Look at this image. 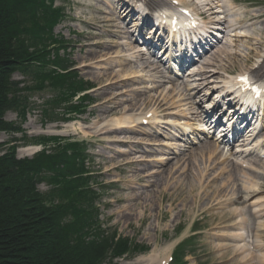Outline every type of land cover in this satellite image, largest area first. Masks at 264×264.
Segmentation results:
<instances>
[{"label":"rangeland","instance_id":"rangeland-1","mask_svg":"<svg viewBox=\"0 0 264 264\" xmlns=\"http://www.w3.org/2000/svg\"><path fill=\"white\" fill-rule=\"evenodd\" d=\"M232 1L235 2L234 7L230 6ZM221 5L225 6V11L229 16L228 20L231 24L236 25L237 31L228 30L227 34L223 33L224 53H219L216 60H212L213 71L216 70L215 72L221 75H216V79H209V82L214 80L222 82L230 77H236L241 72L239 68L250 71L263 61L260 69L253 71V77L259 80V84L264 85V17L254 23L248 22L249 19L260 14L264 15V0H223ZM114 7L111 4L110 9L109 4H105L101 0L57 1L55 8L62 10L64 16L53 28V33L59 42L56 47L60 53L61 62L72 71L73 84L81 83L85 89L87 87L91 89V96L83 104L87 110L84 108L77 115L66 116V106L56 100V95L59 96L61 93L54 92L56 88L51 81L47 80L44 88H41L35 75L27 77L15 73L12 79L19 84L18 95L22 97L21 106L17 111H8L5 121L20 129V132L0 133V155L5 156L14 149L16 160H35L43 152H49V155L56 153L55 147L58 144L56 142L53 144L55 140L52 139L61 137L66 140L87 142L90 158L85 152V167L87 170L89 168L95 172L90 186L95 193L93 192V196L83 199L85 202L81 205L83 207L93 206L96 209L97 218L94 222L98 228H94L95 232L88 241L96 242L98 245L103 243L108 245L105 264H142L141 258L148 257L153 253L160 255L163 252L161 255H165V250L168 252L166 254L171 253L172 255L178 250L179 244L191 239L192 241L183 249L179 247V250L182 249L181 252L179 251L182 264H264L263 258L257 255L258 251L256 252L257 244L264 243V158L252 156L245 159L243 165L253 170L240 172L238 176L236 175L237 181H233L230 180V174L227 171L222 172L227 165L223 163L225 158L220 160L218 166L217 162L219 161L202 160L199 150L191 152L200 148L190 146L192 148L190 152L195 154L193 168L188 166V162L184 165L183 163L176 164L175 160H169L168 162L174 165V177L169 176L166 185L160 190L155 189V193L150 199L149 194L145 195L146 197H141L142 199L137 204L135 202L115 204L120 197L122 199L131 197L134 191L138 192L139 196L148 189L142 190L135 185L131 186L135 190L124 191L123 184L126 181H135L139 169L133 167L113 169L114 166L126 164L131 159L145 158V156L138 152L130 153L125 147L116 144H108L114 137L119 135L124 137L126 133L110 134L109 131L113 127H107L114 125L115 120L119 117H136L134 114L139 111L137 117L140 118L142 111L147 113L154 108L143 106L141 109V105H138L133 113L125 115L126 113L119 111L121 112L119 115L113 116L111 115L113 106L102 104L104 100L111 97V94L125 91L124 88H127V91H145L149 86L144 82L137 85L138 87L128 84L117 91H115L116 89L96 90L100 87V82L97 81L98 76L112 71L121 74L124 73V70L129 69V67H125L126 64L122 65L121 63L123 57L120 56H124L121 52L125 51L123 39L113 37L112 34L117 30H113L112 24H100L102 20L113 19ZM160 9H167V6H162ZM142 12L150 17L155 14L147 7L142 8ZM201 13L203 15L205 13L206 16L202 18L200 27L204 28L205 25L212 28L214 20L210 18L214 15L210 17V13L204 6ZM235 35H239L241 38L237 39ZM257 40H262L261 47ZM98 41H115L116 44L110 45L106 49L88 47ZM253 49L256 53H253ZM229 52L232 56L226 58ZM95 55L106 56L103 59L105 61L98 64V61L102 60L100 59L91 64L90 60ZM248 56L252 57V61L246 64L245 59ZM51 58H56L54 52H52ZM217 66H223V70L217 69ZM217 85L221 86L217 92L220 95L225 91V87L219 83ZM210 87L212 86L210 85ZM28 88L34 90L28 91ZM81 96L74 99V102ZM130 96H127L126 99H131ZM151 96L159 97L156 92H152ZM165 104V108L168 109L166 113L173 114L174 106L172 105L169 109L170 104ZM21 114H24V117ZM166 120L173 124L177 119L168 116ZM166 128L171 131L168 137L173 138V136L179 135L178 127L167 126ZM46 139L50 141L45 142ZM52 141L53 143H51ZM261 145V148H264V131ZM29 146L39 147V150L31 156H21L20 150ZM118 151L124 155L118 156ZM155 166L152 169L156 172L151 171V174H155L157 178L163 169L159 170ZM177 171L179 172L177 173ZM186 172L187 175H183ZM200 174L204 178L211 176L217 179V185L226 184V187L223 193L215 194L212 189L199 192L201 201L196 204L194 202L195 195L190 193V189L191 184H199V181H195L192 177ZM50 175L53 173L48 172L45 177ZM48 178L50 177L43 180L39 175L38 180L41 181L36 185V191L44 196L55 189L50 182L51 179ZM176 186H182L185 194L182 198H177L175 205H172L171 195L175 191L174 187L177 188ZM238 188L242 191L243 199L241 203L231 204V200L237 201L235 194L238 192ZM124 214H130L129 218L132 220L130 223L127 218H124ZM244 218L250 222L248 232L251 239L248 246L253 255L243 262L241 255L238 256L232 252V245L235 242L224 238L230 239L233 234L242 235L240 230ZM107 240L108 244H105ZM120 244L128 245L129 252L124 254L123 258L113 253ZM217 244L221 245V250L215 248ZM168 249L170 250L168 251ZM259 253L264 255V251Z\"/></svg>","mask_w":264,"mask_h":264},{"label":"trees","instance_id":"trees-1","mask_svg":"<svg viewBox=\"0 0 264 264\" xmlns=\"http://www.w3.org/2000/svg\"><path fill=\"white\" fill-rule=\"evenodd\" d=\"M55 1L0 0V133L20 130L5 121L8 111L21 106L15 73L35 75L41 88L51 81L61 105L89 89L73 84L72 71L61 62L53 28L64 15ZM80 110L72 106L70 112ZM52 140L58 144L54 155L43 152L35 160L18 161L12 149L0 158V264H105L108 245L88 241L98 228L96 209L81 205L95 193L86 150L79 143ZM48 172L55 189L44 196L36 185ZM128 252L121 244L113 251L116 256Z\"/></svg>","mask_w":264,"mask_h":264},{"label":"bare ground","instance_id":"bare-ground-1","mask_svg":"<svg viewBox=\"0 0 264 264\" xmlns=\"http://www.w3.org/2000/svg\"><path fill=\"white\" fill-rule=\"evenodd\" d=\"M148 5L150 7H162L164 5V1L163 0H146ZM203 1H208V0H203ZM218 1V0H217ZM103 2V1H102ZM182 2H185V0H183ZM120 5H121V10L119 11V7H117V12L116 14H119V18H123L125 20H129V24L132 25L134 24V14L138 11V8L134 7L133 5H129L126 4L125 2H123V0L120 1ZM214 5V4H213ZM213 5H208V8H206L208 11V13H210V17L214 15V17L210 18L212 20H214L215 23H213L216 26H219V24L223 25L225 24V20L220 19L219 14H220V3L218 2V4H216L217 6L213 7ZM123 8V9H122ZM217 9V10H216ZM203 17L206 16L205 13L204 15H202ZM201 16V18H202ZM261 17H264V15H258L255 18H251L248 20V22H256L258 20H260ZM205 18V17H204ZM149 22V20H147ZM138 23H140L138 20L136 21ZM135 22V26L134 29L137 30L139 29V25ZM106 23H110L112 24V27L114 28L113 30L117 29V21L116 20H112V19H107V20H102L100 21V24H106ZM95 26V25H94ZM148 27V23L145 22L144 27L142 29V31H144L145 28ZM166 27V26H165ZM234 26H229V28H232ZM135 30V31H136ZM153 29H151V32L149 33V35L153 34ZM140 34H145L144 32H140ZM158 33H156L155 35H157ZM114 38H119L120 40L122 39V37L119 35V33L117 32L116 34H113ZM235 37L237 39H240L241 36L239 35H235ZM98 38V37H97ZM150 38V36L148 37V39ZM247 38V37H246ZM258 41V45L259 47H261L263 45L262 40H257ZM116 42L114 41H110V42H97L96 44L90 45L88 46L89 48H95V49H106L108 46H112L115 45ZM124 46L127 48L130 46V48L132 49H137V51H142V48L138 45H136V43L131 44V43H124ZM237 47V46H236ZM126 51V49H125ZM124 50H122V54H124L125 58H127L128 54L126 55L127 52H125ZM145 51V49H144ZM223 51L222 48H219L217 53L219 55V53H221ZM253 53H256V51L254 52V49L252 50ZM119 54V53H118ZM107 55V54H105ZM100 56V55H99ZM95 55L92 57V59L90 60V62H92L91 64H93V61H98V64L103 63V60L105 57L104 56H100ZM120 56V55H119ZM132 56V55H131ZM232 56V54L230 55ZM123 57V56H120ZM228 57V54L226 55V58ZM130 59H122L121 63L123 64H128L129 65V69L124 70V73H118L116 74L114 71L108 73V74H104L101 76H98V80L100 82V87L98 89H96L97 91H101V90H112V89H116L115 91L119 90L122 87H125L128 84L134 85L131 82H135V86L142 84L141 80L139 78H142L143 74L142 69L147 70L148 67L146 66V63H134L132 61L129 60H136L137 57L136 56H132L129 57ZM216 60V57L214 56V61ZM252 61V57L248 56L245 59V63L248 64L249 62ZM100 62V63H99ZM139 62V61H138ZM127 65L125 67H127ZM84 67V66H83ZM223 66H217V69H222ZM113 68V67H110ZM142 68V69H141ZM260 68V67H259ZM258 68L254 69L252 68V73L254 70H257ZM239 70L242 72L241 74H245L246 72L244 71L243 68H239ZM107 71V70H106ZM202 75H200V78H192V80H190V82H192V84H189V88L191 89V87H195L193 91H196L197 94H201V92L206 88L205 86V82L207 81V79L210 77V75L212 74L213 76H215L217 74V72H207L205 70L202 71ZM170 74H173V71L170 70ZM193 76H197V75H193ZM213 76L211 78H213ZM236 79L231 80L230 82L227 83V85L229 86V89H232L234 87V85H236ZM257 84V83H256ZM138 87V86H137ZM264 88V87H263ZM125 91H119V92H115L114 94H111V97H109L108 100H104L102 102V104L104 105H112V113L111 115L116 116L119 115L121 112L124 113H131L133 111H135L136 107L138 105H141V109L143 108V106H145L146 108L149 107H153L154 109L151 110L150 112H152V118L148 119L147 115L148 114H144L143 118L144 119H148L150 121V127L147 128H143L139 125L135 124V120H139L137 117L133 118H120L115 120L114 125L112 126H117L116 131L113 132L112 134H121V133H126V135L124 137H121L120 135L117 136L113 141L108 142V144H115L117 146L120 147H125L126 149H128L131 152H138V153H142L143 155H147V157L149 158H154L156 159L155 161H157L158 163H161L163 160H157V157H154V155L158 156V154H160L162 152L161 147L162 145L167 146V145H172L171 143L168 142H164L161 140H158L156 137H158L156 134L158 133V131L162 128L163 124H169V121H166V118L171 115V114H167L165 110V106L167 103V105H169V102L172 103V105L174 106H185L182 98L185 99V92L184 90H179L178 87L176 85H172L171 88L169 89H156V95H159V97H154L151 96V92H149L148 90L143 91H138V90H133V92L127 91V88H124ZM264 89H260V92H262ZM229 94L230 93H234L235 97L240 98L241 101L248 103V104H255L256 102L254 100V98L250 95L247 94H242L240 93L238 90L234 91H230L228 90ZM160 93V94H159ZM222 95L220 101L218 102L217 105H221L224 104L226 100V98H229L232 94L230 95ZM131 95V96H130ZM127 96H130L131 99H126ZM198 97V95H197ZM182 104V106H180L179 104ZM210 102H207L208 107H211V105L209 104ZM176 104V105H175ZM103 105V106H104ZM170 109V107H169ZM261 110H263V119H262V123L264 122V98H261V103H260V112ZM121 111V112H119ZM119 112V113H118ZM139 112V111H138ZM126 115V114H125ZM159 115L161 116V119H159ZM173 115V114H172ZM261 115V113H260ZM186 117H188V115L185 114ZM118 118V117H117ZM141 119V118H140ZM39 150V147L36 146H29L26 147L22 150H20V155L21 156H31L34 153H36ZM118 156H122L124 155V153L118 151L117 152ZM200 157L202 158V160L204 161H212V162H217V165L219 166L220 164V160L221 158L219 156L222 157L221 154H219L217 151L214 150L213 146H202L200 148ZM3 155H0V158H2ZM188 158V160L185 161V159ZM195 157V155L191 154V155H186L183 154L181 156L180 159H178L177 161L183 162L185 161V164L188 162V166L190 168H193L195 166V162L193 161V158ZM158 159H160L158 157ZM150 160L148 158H139V159H131L128 162H126V164L120 165V166H114L113 169H119L121 167L126 168V167H133L138 170L137 176L135 178V181L133 180V182L130 181H126L123 184V190L124 191H132L131 186H139L140 188L143 189H148L149 190L143 192L141 195L138 196V192L134 191L132 192V196L128 197V198H124L122 199L121 197L118 198V200L115 202V204H119V203H131V202H135L136 204L139 203V201L143 198L148 196L149 194V199L151 198V196H153V194L155 193V189H162V187L164 185H166V183L168 182L169 176H172V171L174 168H172L173 165H169L168 164H163L161 165V168L167 167L164 172L162 174H158L159 177L156 178L155 174H151V171H155L154 169H152L155 165H151ZM225 163V162H223ZM229 165L226 166L225 169H223L222 172H230L231 178L230 180L235 181L236 178V174L238 173V171H240V168H243V165L240 164H236L233 162L228 163ZM170 166V167H169ZM171 168V169H170ZM170 169V170H169ZM150 172V175H149ZM184 175H187V173H185ZM230 177V176H229ZM156 178V179H155ZM192 179H194L195 181H199V184H195L192 185L191 184V189H190V193L195 195L194 198V202L197 204L198 202L201 201V198L199 197V192L201 191H207L208 189H212L214 191V193H223L225 191V187L226 184L224 185H217L216 183H218L217 179L209 176V177H203L202 174L198 175V176H193ZM215 185V186H214ZM177 187V186H176ZM246 187V186H245ZM260 189V186H259ZM135 190V189H134ZM174 193L171 195V200H172V205H175L177 198H182L185 194V190L183 189L182 186H179L177 188L174 187ZM238 194L240 193V190H238ZM146 195V196H145ZM140 197V198H139ZM142 197V198H141ZM148 200V199H147ZM150 201V200H148ZM147 202V201H146ZM234 201L231 203L233 204ZM147 204V203H146ZM146 209V207H145ZM130 214H124V218H127V221L130 223V221H132L129 218ZM230 239L234 240L236 243H234V245H232V252L234 254H237L238 256L241 255V257H243L241 260L244 262L246 261L249 257H251L253 254L252 252H250L247 248V246L245 244H243L244 242H246L245 239H242V237H239V234H233L230 236ZM241 239V240H240ZM216 248L219 247V245H215ZM170 249H168L169 251ZM258 251L257 255H259V257H262V262L264 263V255H261L259 252L264 251V243H258L257 247H256V252ZM163 252H161L162 254ZM166 250H165V255H159V254H150L148 257H143L140 259V261L142 262V264H164L167 261V257H166Z\"/></svg>","mask_w":264,"mask_h":264}]
</instances>
